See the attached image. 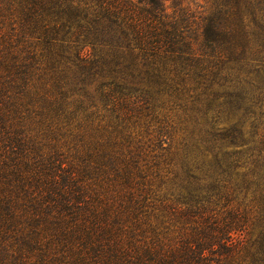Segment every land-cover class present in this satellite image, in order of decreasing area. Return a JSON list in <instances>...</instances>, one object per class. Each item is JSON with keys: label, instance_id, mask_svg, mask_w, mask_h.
Segmentation results:
<instances>
[{"label": "trees", "instance_id": "trees-1", "mask_svg": "<svg viewBox=\"0 0 264 264\" xmlns=\"http://www.w3.org/2000/svg\"><path fill=\"white\" fill-rule=\"evenodd\" d=\"M0 264H264V0H0Z\"/></svg>", "mask_w": 264, "mask_h": 264}, {"label": "rangeland", "instance_id": "rangeland-1", "mask_svg": "<svg viewBox=\"0 0 264 264\" xmlns=\"http://www.w3.org/2000/svg\"><path fill=\"white\" fill-rule=\"evenodd\" d=\"M184 3L189 5L191 10H194L196 13H206L209 9L211 0H183Z\"/></svg>", "mask_w": 264, "mask_h": 264}]
</instances>
